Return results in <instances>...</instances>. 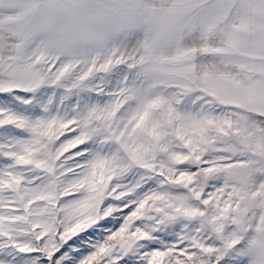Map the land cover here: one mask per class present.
Returning a JSON list of instances; mask_svg holds the SVG:
<instances>
[{
	"label": "snow or ice",
	"instance_id": "snow-or-ice-1",
	"mask_svg": "<svg viewBox=\"0 0 264 264\" xmlns=\"http://www.w3.org/2000/svg\"><path fill=\"white\" fill-rule=\"evenodd\" d=\"M0 264H264V0H0Z\"/></svg>",
	"mask_w": 264,
	"mask_h": 264
}]
</instances>
